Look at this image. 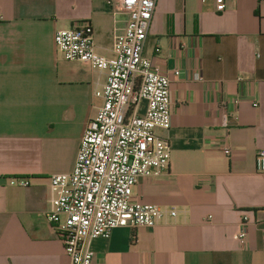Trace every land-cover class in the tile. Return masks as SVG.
I'll return each mask as SVG.
<instances>
[{
  "label": "crops",
  "instance_id": "0c3cea01",
  "mask_svg": "<svg viewBox=\"0 0 264 264\" xmlns=\"http://www.w3.org/2000/svg\"><path fill=\"white\" fill-rule=\"evenodd\" d=\"M125 21L108 0H0V264L69 263L44 216L49 176L71 172L106 72L65 60L53 35L87 23L111 58ZM143 54L170 78V124L155 129L170 161L132 195L177 214L91 239L92 264H264V0H156Z\"/></svg>",
  "mask_w": 264,
  "mask_h": 264
},
{
  "label": "built area",
  "instance_id": "2783aa9c",
  "mask_svg": "<svg viewBox=\"0 0 264 264\" xmlns=\"http://www.w3.org/2000/svg\"><path fill=\"white\" fill-rule=\"evenodd\" d=\"M108 4L113 13L126 15L124 28L114 36L113 57L96 53L87 23L57 29L53 35L65 60L83 61L106 72L104 85L95 91L102 104L86 123L71 172L49 176V208L44 216L57 232L68 264H92L90 240L108 238L113 228L153 227L177 214L174 207L142 203L132 195L139 176L160 175L170 161L167 137L155 132L170 124V78L143 54L156 0H108ZM224 8L223 3L217 5ZM194 79H202L198 71ZM142 100L146 107L139 114ZM222 150L225 155L231 152L227 144ZM254 162L255 170L264 173V149L255 152ZM19 184L29 181L22 178ZM244 225L237 232L240 240L246 238Z\"/></svg>",
  "mask_w": 264,
  "mask_h": 264
}]
</instances>
